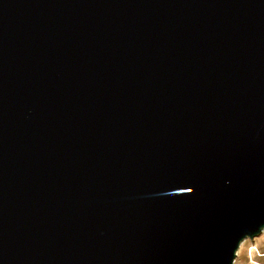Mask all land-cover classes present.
Instances as JSON below:
<instances>
[{
    "label": "water",
    "instance_id": "water-1",
    "mask_svg": "<svg viewBox=\"0 0 264 264\" xmlns=\"http://www.w3.org/2000/svg\"><path fill=\"white\" fill-rule=\"evenodd\" d=\"M264 229V0H0V264H232Z\"/></svg>",
    "mask_w": 264,
    "mask_h": 264
},
{
    "label": "rangeland",
    "instance_id": "rangeland-1",
    "mask_svg": "<svg viewBox=\"0 0 264 264\" xmlns=\"http://www.w3.org/2000/svg\"><path fill=\"white\" fill-rule=\"evenodd\" d=\"M255 246L257 251H252L249 257V248ZM232 264H264V235L263 233L250 239L243 240L236 250Z\"/></svg>",
    "mask_w": 264,
    "mask_h": 264
},
{
    "label": "bare ground",
    "instance_id": "bare-ground-1",
    "mask_svg": "<svg viewBox=\"0 0 264 264\" xmlns=\"http://www.w3.org/2000/svg\"><path fill=\"white\" fill-rule=\"evenodd\" d=\"M263 233V235H264V229L261 231V234ZM252 251H257V249H256V247L253 245V246H251L250 248H249V257H251V253H252ZM253 256V255H252Z\"/></svg>",
    "mask_w": 264,
    "mask_h": 264
}]
</instances>
